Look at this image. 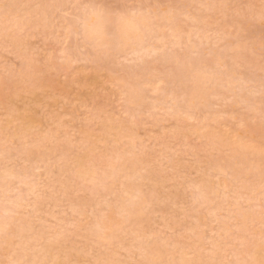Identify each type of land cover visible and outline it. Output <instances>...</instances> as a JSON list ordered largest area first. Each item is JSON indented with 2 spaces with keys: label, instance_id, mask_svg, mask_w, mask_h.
Instances as JSON below:
<instances>
[{
  "label": "rangeland",
  "instance_id": "rangeland-1",
  "mask_svg": "<svg viewBox=\"0 0 264 264\" xmlns=\"http://www.w3.org/2000/svg\"><path fill=\"white\" fill-rule=\"evenodd\" d=\"M259 262L264 0H0V264Z\"/></svg>",
  "mask_w": 264,
  "mask_h": 264
},
{
  "label": "bare ground",
  "instance_id": "bare-ground-1",
  "mask_svg": "<svg viewBox=\"0 0 264 264\" xmlns=\"http://www.w3.org/2000/svg\"><path fill=\"white\" fill-rule=\"evenodd\" d=\"M128 22H130V21H128ZM128 22H127V23H128ZM130 23H131V22H130ZM124 24H125V23H124ZM124 24H123V26L126 25V24H125V25H124ZM128 26H129V25H128ZM128 26H125L124 31H127L128 28L126 29V27H128ZM132 26H133V25H131L130 27L132 28ZM96 29H97V28H96ZM96 29H95V30H96ZM125 29H126V30H125ZM129 29H130V28H129ZM130 30H131V29H130ZM130 30H129V32H130ZM259 264H262V263L259 262Z\"/></svg>",
  "mask_w": 264,
  "mask_h": 264
}]
</instances>
